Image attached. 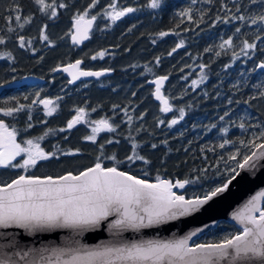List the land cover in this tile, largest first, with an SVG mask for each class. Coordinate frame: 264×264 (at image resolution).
<instances>
[{
    "label": "trees",
    "instance_id": "1",
    "mask_svg": "<svg viewBox=\"0 0 264 264\" xmlns=\"http://www.w3.org/2000/svg\"><path fill=\"white\" fill-rule=\"evenodd\" d=\"M113 1L118 2L121 11L125 8L136 11L115 21L107 20L108 28H96L81 49L71 46L69 39L76 12L91 8L89 16H96L95 13L105 12ZM45 3L52 7L41 10L35 0H0V39L4 41L0 43V87H4L0 92V119L9 130L15 129L17 142L22 146H25L23 141L31 139L50 154L49 159L38 160L27 170L0 167V184L11 182L19 175L77 174L94 166L99 157L106 167H117L151 182L157 176L173 182L189 180L177 192L191 199L202 197L225 182L233 174L231 169L256 150L249 141L264 131V96L260 95L264 92V71L257 72L258 64L264 62V21L259 20L264 16V0H160L159 8L155 9L147 6L150 0H45ZM60 4L65 6L61 8ZM17 8L21 16L19 23L15 20ZM240 16L244 20L238 19ZM25 19L29 22L25 23ZM61 19L65 29H57V21ZM42 34L47 35V41L41 40ZM21 37L24 47L20 46ZM228 39L232 40V46L221 48ZM244 41L257 47L245 50V55ZM181 42L183 46L177 47ZM43 43L47 46L35 54L33 47ZM58 44L61 47L57 52L44 57L45 50H52ZM141 45H147L149 50L137 59L140 66L137 75L132 74L136 77L131 78V70L120 69L116 63L128 56L139 57L137 50ZM91 46H96L90 52L94 57L104 53L105 58L99 56L92 62V57L85 54ZM117 49L120 51L116 61L105 62ZM43 58L46 64L51 63L50 58L59 60L44 72L43 65L40 66ZM79 59L84 60L87 69L111 68L115 73L106 79L71 87L63 75L54 72ZM148 69L155 70V74ZM30 75L45 82L14 85ZM152 75L168 77L165 93L172 111L162 112L154 101L149 85ZM138 80L142 81L141 85L134 82ZM193 80L198 81L196 86L192 85ZM110 82L117 83L110 85ZM128 85L131 87L126 91ZM124 94L127 98L122 100ZM44 96L53 100L55 111L51 115L38 102L33 103ZM143 104L149 110L148 115L125 113L128 107L139 108ZM21 105L24 106L21 111L12 116L3 115L4 110ZM81 108L91 111V120L104 114L110 116L117 130L111 134L106 131L93 142L87 139L93 135L92 129H87L84 123L69 129L68 122ZM181 109L183 119H180ZM173 119L178 123L169 127ZM240 124L245 127L240 128ZM255 143H264V139H255ZM221 144L225 146L221 148ZM116 150L129 152L130 156L135 151L144 157L148 163L133 161L144 162L148 172L129 169L126 163L111 164L104 154H115ZM233 155L235 160L230 159ZM239 231L234 224L221 222L194 243L216 242Z\"/></svg>",
    "mask_w": 264,
    "mask_h": 264
},
{
    "label": "snow or ice",
    "instance_id": "2",
    "mask_svg": "<svg viewBox=\"0 0 264 264\" xmlns=\"http://www.w3.org/2000/svg\"><path fill=\"white\" fill-rule=\"evenodd\" d=\"M35 3L40 5L41 10L52 7L46 4L45 0H35ZM59 6L63 8L65 5ZM147 6L153 9L158 8L160 0H150ZM112 7L115 9L114 4ZM15 11L17 12L15 20L19 23L21 20L19 8ZM134 11H136L134 8H125L123 11H114L108 15L115 21L126 13ZM184 14L187 15V13ZM55 15L56 11L53 8L52 16ZM87 15L86 11L75 18L76 32L72 36L73 43L78 44L82 39L88 38L87 29L91 27L96 17L93 16L85 21ZM8 19L11 22L12 17ZM238 19L244 20V17L240 16ZM259 20L264 21V16L259 17ZM27 22H29L28 19H25V23ZM252 23H257V20L252 19ZM82 24L87 25L83 30ZM236 31L239 32L240 29L237 28ZM160 35L165 36L167 33H160ZM42 38L48 40L47 35L42 34ZM0 43H4L3 39H0ZM225 45L231 47L232 40H225L220 47L224 48ZM20 46L24 47L23 37L20 38ZM182 46V42L177 45V47ZM256 47L255 43L244 41L242 51L247 55L245 50ZM175 51L174 48L173 52ZM99 55L102 57L104 53ZM81 63L82 61L77 60L75 64H69L63 69L72 76L70 83L81 76L103 75L99 72L80 71ZM201 67L204 66L201 65ZM258 67L264 69V62ZM167 79V76H162L153 81L156 85L154 95L163 105L162 112L172 111L168 99L161 93V86ZM197 84L198 81H192L193 86ZM260 95L264 96V92ZM37 102L48 109V115L55 111L54 108H49L53 101L46 99L33 101V103ZM23 107L21 105L19 108L4 110L3 115L12 116ZM225 115L228 113L226 112ZM84 116L85 110L77 109V115L68 122V128L71 129L81 123ZM183 116L184 111L181 109L180 119H183ZM220 119L223 120L224 116ZM93 123L96 125L92 128L93 135L87 137L93 142L100 131H114L107 119L93 121ZM176 123L178 121L173 119L169 127ZM239 127L245 126L240 124ZM255 139H264V131L259 137L249 141L251 147L257 151L245 155L242 162H238L236 168L231 169L233 174L225 182L212 188L202 197L196 196L191 199H186L184 195L174 191V189H183L190 183L189 180L173 182L157 176L155 182H149L147 179L121 171L117 167H106L99 157L94 166L81 170L77 174L68 172L56 177L19 175L11 182L0 184V229L16 227L32 234L41 230L66 228L80 234L84 231L100 229L106 224L108 231L114 237H119L125 231L139 232L141 229L153 228L180 217L191 216L198 213L213 198L229 189L240 174L236 171L237 168L251 167L255 159L264 157V143L257 144ZM241 143L243 144V141ZM23 145L25 146L17 142L15 129L9 130L8 125L0 119V167H18L27 170L34 167L38 160L49 159L50 154L45 153L39 143L29 139L23 141ZM224 146V144L220 145L221 148ZM135 147L133 145V149ZM152 147L155 148L156 145ZM22 154H26L23 163H13ZM236 155L230 156V159L235 160ZM110 159L116 158L112 156ZM127 159L129 161L144 160V157L136 155L134 151L133 155ZM144 162L148 163L146 160ZM261 198H264V191L253 196L242 209L234 213L233 219L242 226L239 232L226 235L216 242L190 244L192 237L203 229L192 231L183 238L169 240L140 239L130 243L101 244L95 247L79 245L77 242L76 247L54 249L53 254L56 256L54 262L51 257L43 255H40L39 259L27 260L29 256L27 252H14L8 255L2 249L10 245H0V264H19L14 257H19L25 264H264V208L259 204ZM0 235L4 234L0 233Z\"/></svg>",
    "mask_w": 264,
    "mask_h": 264
},
{
    "label": "water",
    "instance_id": "3",
    "mask_svg": "<svg viewBox=\"0 0 264 264\" xmlns=\"http://www.w3.org/2000/svg\"><path fill=\"white\" fill-rule=\"evenodd\" d=\"M95 22L96 20H94L91 24V27L87 29V39H82L81 42L77 44L73 43L71 37V43L78 48H81L85 43H87L90 34L94 29ZM85 27H87V25H81L82 30ZM75 32L76 29L74 27L73 34H75ZM76 61L69 64H75ZM80 61H82L79 66L80 71L99 72L103 73V75L81 76L79 79L70 83L72 76H70L68 72L63 71V69L69 64L57 68L56 71L58 74H62L65 78H67L71 86H76L82 82L98 81L114 75V70L112 69H86L84 68V61L82 59H80ZM260 71H264V69L257 67V72ZM159 77L162 76L155 77L149 81V84L154 86V93L156 90V85L153 83V81ZM167 82L168 79L165 80L161 86V93L165 97L166 95L164 89L167 85ZM40 83H44V79L34 78L28 81V84ZM0 91H2L1 88ZM154 98L157 102L161 103L160 100L156 99L155 95ZM51 106L52 105H49V108ZM42 108L44 110H48L43 104ZM239 173V176H237V178L232 182V184L229 186V189L225 193L213 198V200L205 205L198 213L188 217H180L176 220L168 221L165 224L153 228L141 229L139 232H133L129 230L123 232L119 237H114L108 231L106 224L100 229L88 230L80 234H77L72 229L66 228L41 230L30 234L25 229L12 227L8 229H0V233L4 234L0 235V245H10V247H4L2 249L8 255H11L14 252H27L29 253V256L26 258L27 260L39 259L40 255H43L45 257H51L54 262L56 259V256L53 254L54 249L58 250L62 248L76 247L77 242L79 245L95 247L101 244H118L120 242L130 243L140 239L169 240L174 238H183L192 231L203 229V231L198 232L197 235L192 237V239L189 241V243L192 244V242L199 236L205 234L212 228H215V226L221 220L233 223L242 229V226L233 219V215L242 209L253 196L257 195L261 191H264V157L255 159L253 161V166L240 169ZM206 225L207 227H205ZM14 259L19 261V264H25L24 261H20L19 257H14Z\"/></svg>",
    "mask_w": 264,
    "mask_h": 264
},
{
    "label": "rangeland",
    "instance_id": "4",
    "mask_svg": "<svg viewBox=\"0 0 264 264\" xmlns=\"http://www.w3.org/2000/svg\"><path fill=\"white\" fill-rule=\"evenodd\" d=\"M115 5V9H113V7H112V5ZM159 8V7H158ZM90 9L91 8H88V9H85L84 11H82V13H79V12H76V14H75V17L76 16H79V15H83L84 14V12H86L87 11V13H88V15L87 16H85V21H87L88 19H91L93 16H89V12H90ZM114 11H121V9H120V7H119V4H118V2L117 1H113L112 2V4L109 6V8L105 11V12H99V13H95L96 14V19L97 20H99V25H98V27L96 26V28H97V30L98 29H107L108 28V23H107V20H112L111 19V16L110 15H108V13H114ZM63 19H61V20H59V21H57V24H59V27L57 28V29H65V27H66V25H64V24H61L63 21H62ZM74 24H75V21L73 22V28H72V32H71V35H70V39H69V41H70V44H71V46H73V44L71 43V37H72V34H73V30H74ZM96 28H95V30H96ZM55 34V36H56V33H54ZM53 38H54V40H55V37H54V35H53ZM58 39L60 38V37H57ZM41 40H43V41H45L43 38L41 39ZM61 40V39H60ZM63 40V39H62ZM56 41V40H55ZM147 44V43H146ZM148 45V44H147ZM147 45H141V46H139V48H138V50H137V52H138V54L140 55L139 57H137V58H135L134 56H132L131 58H129V56H128V59H124V60H121V61H119L120 59H118L117 60V63H116V66L118 67V68H120V69H126V70H131V78H135L136 76H133V75H135L136 74V72H137V68H139V66H140V61H138L137 59L138 58H141L142 56H143V51H148L149 50V47L147 46ZM47 45L46 44H44L43 43V46H41V44H37V45H35V47H33V49H34V51H35V54H37V53H41L42 52V49H44L45 47H46ZM59 47H61V45L60 44H58V45H56L55 46V48L54 49H47V50H45L44 51V54H45V56L44 57H49V54H53V52H57V50L59 49ZM96 49V46H91L89 49H87L86 51H85V54L88 56V55H90L92 58H90V60H92V62L94 61V60H96V59H99V56L100 55H97L96 56V59H93V57H94V55L95 54H93V53H90V52H92V51H94ZM48 50H51L50 52H48ZM60 50H61V48H60ZM119 51L120 50H114V52L115 53H110V55L106 58L107 60L105 61V62H112V61H114L115 60V57H117V55L119 54ZM52 57V56H51ZM58 58V57H57ZM104 58H105V55H104ZM54 59V58H53ZM59 59H56L55 58V60L54 61H51V58H50V62L51 63H49V64H46V63H48V62H46V63H44V58L42 59V60H40V62H42V63H40V66H42V69H43V71H47V70H49L50 69V66H51V64L52 63H54L55 61L57 62ZM116 61V60H115ZM45 65V66H44ZM134 68V69H133ZM146 71H148V72H150V73H153V74H155V70H151V69H148V70H146ZM133 74V75H132ZM137 75V74H136ZM153 77H152V79H154L155 78V76L154 75H152ZM33 78H37L36 76H32V75H30V76H28V77H25V78H22L20 81H18V82H16L14 85H21V84H25V83H27L28 82V80H32ZM118 82V81H117ZM117 82H110L109 84L110 85H115ZM137 85H141L142 84V81H134ZM130 87H131V85H128V87H127V89H126V91H129L130 90ZM118 89H119V87H118ZM122 89H123V87H122ZM42 92V91H41ZM119 92V91H118ZM118 93H116L115 94V96L117 95ZM41 95H44V94H41ZM152 96H153V91H152ZM121 97H122V100H125L127 97H126V95L124 94V95H121ZM44 99H52L51 97H48V96H44L43 98H39L38 100H44ZM132 99V97H128V100H131ZM179 102L180 101H177V104H179ZM118 103V102H117ZM40 104V103H39ZM182 105H184V102H182ZM56 106V105H55ZM136 106V105H135ZM161 107V106H160ZM85 110V116H84V119L81 121V123H84L83 125L85 126V127H87V129H89V128H93V127H95L96 125L93 123V121H94V119L93 120H91V113H88V112H86L87 110L86 109H84ZM125 113H127V114H129L130 116H135L136 114H142V116H144V115H148V113H149V110H148V108L143 104V105H140L139 106V108H136V107H128L127 109H126V111H125ZM101 119H107L106 117H102V116H100V117H97L96 119H95V121H98V120H101ZM108 121H109V123L112 125V127L114 128V130H117L116 129V127H115V125L114 124H112L111 123V121L109 120V119H107ZM104 131H100L99 133H97L96 134V137L97 136H99L101 133H103ZM105 132H106V130H105ZM104 132V133H105ZM108 133H106V134H111L113 131H107ZM117 132V131H116ZM115 132V133H116ZM105 156H106V159L107 160H109V162H112L111 164H118V165H123V164H125L126 163V166L129 168V169H134V170H136V171H139V170H141V171H143L144 173H147L148 171L146 170L147 169V167H146V164L144 163V162H141V161H137L136 163L134 162V161H132V163H131V161H129L128 159H127V157H129L130 155H129V152H123V151H120V150H116V152H115V154H108V153H105L104 154ZM112 156H115V160H112V159H110V157H112ZM24 158H26V154H22L20 157H17V159H18V162L19 163H23V159ZM16 159V160H17ZM13 163H16V161H13ZM128 163V164H127ZM18 168V167H17ZM19 169H21V168H19ZM21 170H23V169H21ZM130 174H132V173H130ZM176 192H177V189L175 190ZM177 194H178V192H177Z\"/></svg>",
    "mask_w": 264,
    "mask_h": 264
},
{
    "label": "bare ground",
    "instance_id": "5",
    "mask_svg": "<svg viewBox=\"0 0 264 264\" xmlns=\"http://www.w3.org/2000/svg\"><path fill=\"white\" fill-rule=\"evenodd\" d=\"M74 46V45H73ZM76 47V46H75ZM78 48V47H77ZM57 70V69H56ZM55 70V75H62V74H58V72ZM45 72V71H44ZM150 85V84H149ZM150 86H152V85H150ZM152 87H154V86H152ZM2 90H4V87H0ZM144 91V90H143ZM166 97H167V95H166ZM153 99H154V101L156 102V103H158V104H160L161 106H163L161 103H159V102H157L156 100H155V98H154V91H153ZM167 99H168V97H167ZM168 102H169V99H168ZM104 116H107L106 114H104ZM108 118L107 119H109L110 118V116H107ZM240 170V169H239ZM239 172V171H238ZM132 175H134V174H132ZM149 182H151V181H149ZM236 186V185H235ZM234 186V187H235ZM175 191V190H174ZM259 204H260V207H262V208H264V198H261V200H260V202H259ZM221 222H228V221H225V220H221V221H219L218 222V224L215 226V228H212L211 230H214V229H216L217 227H218V225L221 223ZM228 223H230V222H228ZM230 224H233V223H230ZM235 225V224H234ZM236 226V225H235ZM238 227V226H237ZM239 228V227H238ZM240 229V228H239ZM211 230H209V231H211ZM241 230V229H240ZM208 231V232H209ZM207 233V232H206ZM204 235V234H203ZM202 236V235H201ZM201 236H199L198 238H200ZM197 238V239H198ZM197 239H195L193 242H192V244L197 240Z\"/></svg>",
    "mask_w": 264,
    "mask_h": 264
},
{
    "label": "flooded vegetation",
    "instance_id": "6",
    "mask_svg": "<svg viewBox=\"0 0 264 264\" xmlns=\"http://www.w3.org/2000/svg\"><path fill=\"white\" fill-rule=\"evenodd\" d=\"M174 53V52H173ZM152 87V86H151ZM152 91H154V87H152V89H151ZM160 105V104H159ZM161 106V105H160ZM162 107V106H161ZM52 108V107H51ZM87 110V109H86ZM45 111H48V110H45ZM86 112H88V113H91V111L90 110H87ZM102 116H104V115H102ZM95 121V120H94ZM107 131V130H106ZM104 132H105V130H104ZM103 132V133H104ZM102 134V133H101Z\"/></svg>",
    "mask_w": 264,
    "mask_h": 264
}]
</instances>
